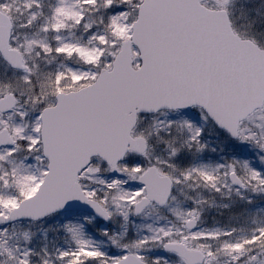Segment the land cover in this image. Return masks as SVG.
<instances>
[{"label":"snow or ice","instance_id":"6c2138e0","mask_svg":"<svg viewBox=\"0 0 264 264\" xmlns=\"http://www.w3.org/2000/svg\"><path fill=\"white\" fill-rule=\"evenodd\" d=\"M0 264H264V0H0Z\"/></svg>","mask_w":264,"mask_h":264}]
</instances>
